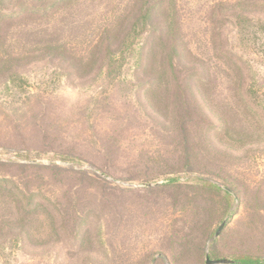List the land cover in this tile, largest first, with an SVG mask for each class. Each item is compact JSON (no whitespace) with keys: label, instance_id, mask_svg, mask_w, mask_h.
<instances>
[{"label":"rangeland","instance_id":"374dc122","mask_svg":"<svg viewBox=\"0 0 264 264\" xmlns=\"http://www.w3.org/2000/svg\"><path fill=\"white\" fill-rule=\"evenodd\" d=\"M132 1L0 0V264L264 260V0H176L165 72Z\"/></svg>","mask_w":264,"mask_h":264},{"label":"trees","instance_id":"16d2710c","mask_svg":"<svg viewBox=\"0 0 264 264\" xmlns=\"http://www.w3.org/2000/svg\"><path fill=\"white\" fill-rule=\"evenodd\" d=\"M175 12L176 0H133L127 13L128 20L130 22V29L124 39L125 48H127L128 51H132L134 42H136V40H138V36H140L138 35L139 33H136V24H144L151 17H155V23L152 27L153 36L151 37L152 39L148 47L152 58L151 63L148 66L153 68L155 65L160 68L162 72H165L167 69L171 70L173 66H175L172 62L174 57L185 59L188 55H190L188 50H186V47L180 45L178 42V32L175 29ZM217 53H219L220 56H224L226 59L228 58L227 54L229 53H224L221 50ZM192 64L189 63V66L191 69L193 67L194 69L192 70L196 71L195 64L197 63L194 62ZM232 66L236 67V64L233 63ZM195 71L193 72L195 73ZM199 83L204 82L199 80L197 84ZM167 183L175 185L180 182L175 178H170ZM224 191L227 193L226 190ZM206 259L211 260L209 255L206 256L205 261ZM228 261H230L231 264H264L263 259L248 255H238Z\"/></svg>","mask_w":264,"mask_h":264},{"label":"water","instance_id":"95a60500","mask_svg":"<svg viewBox=\"0 0 264 264\" xmlns=\"http://www.w3.org/2000/svg\"><path fill=\"white\" fill-rule=\"evenodd\" d=\"M158 185H160V184L158 183V184H156V185H147L146 187L149 188V187H151V186H158ZM224 226H225V222L222 223V224L219 226V228H218V230H217V232H216V234H215L216 237L220 234V232H221V230L224 228ZM205 264H231V262L228 261V260H209V259H206Z\"/></svg>","mask_w":264,"mask_h":264}]
</instances>
